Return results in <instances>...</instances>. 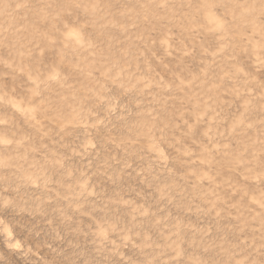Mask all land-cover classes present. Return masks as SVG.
Returning <instances> with one entry per match:
<instances>
[{
    "label": "rangeland",
    "instance_id": "obj_1",
    "mask_svg": "<svg viewBox=\"0 0 264 264\" xmlns=\"http://www.w3.org/2000/svg\"><path fill=\"white\" fill-rule=\"evenodd\" d=\"M0 264H264V0H0Z\"/></svg>",
    "mask_w": 264,
    "mask_h": 264
}]
</instances>
